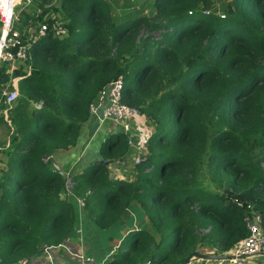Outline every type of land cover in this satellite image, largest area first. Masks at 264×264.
Masks as SVG:
<instances>
[{"label":"trees","instance_id":"obj_1","mask_svg":"<svg viewBox=\"0 0 264 264\" xmlns=\"http://www.w3.org/2000/svg\"><path fill=\"white\" fill-rule=\"evenodd\" d=\"M47 2L40 3L41 13L21 10L16 23L20 31L44 20L52 26L58 21L52 18L54 12L68 21V36L61 39L51 33L39 41L29 54L31 75L26 77L23 69L14 73V77H26L22 81L30 92L28 99H42L43 109L28 115L23 106L28 103L25 99L9 117L11 125L28 134L23 135L18 129L12 133L9 128V147L0 151L6 156L21 151L20 155L15 154L18 170H9L0 184V190L7 184L12 186L5 188L0 199L1 264H19L34 256L42 245L63 241L60 234L66 231V236L79 223L77 198L90 188L94 195L84 211L96 226H118L128 210L139 219L138 230L131 228L123 241L128 253L119 256L118 264L122 258L130 264L149 261V253L137 247L157 242L150 227L160 238L159 257L152 258L158 261L155 264H169V254L178 247L180 252L190 250L188 243L197 242L200 229L216 227L209 238L219 235L224 242L223 228L236 226L231 236L233 244L239 243L248 235L244 212L237 217L235 209L227 206L220 211L218 208L226 205L221 198L186 184L187 175L181 174L193 164L188 148L200 136H210L202 147L203 155L210 154V168L229 174L220 177L211 172L213 180L227 188L240 189L264 207V147L255 158L244 147L247 142L253 147L264 146V8L253 14L264 0L224 4L223 19L201 11V5L211 7L209 0H124L122 4L119 0H63L53 12L51 7H43ZM242 7L255 16L260 31L237 16L236 10ZM156 14L167 23L154 25L162 29L160 41L152 37L141 50L139 45L134 46L129 56L112 55L119 43L138 38L142 27L147 26L142 24ZM102 16L111 22V41L110 36L104 39L107 30L94 25ZM253 62L259 64L252 76L248 80L236 79L235 73ZM5 72L0 69V83L11 79ZM119 76L125 82L123 101L135 107L147 105V115L156 123V131L148 142L150 157L138 167L143 183L131 186L113 182L107 166L99 162L83 175L71 174L73 193L61 199L66 181L49 169L52 163L46 159L75 144L81 124L91 117L90 103L112 78ZM169 89L165 98L159 95ZM226 99L238 104L232 116ZM157 100L166 104L164 116H156L150 109ZM127 141L122 131L106 139L101 148L104 159H120L128 150ZM42 182L51 185L48 186L53 192L45 198L49 202L32 193ZM15 186L30 192L26 190L19 196L11 190ZM146 193L147 202L139 195ZM128 194L137 200L128 198ZM122 199L123 204L117 207ZM206 246L200 245L203 249Z\"/></svg>","mask_w":264,"mask_h":264},{"label":"rangeland","instance_id":"obj_2","mask_svg":"<svg viewBox=\"0 0 264 264\" xmlns=\"http://www.w3.org/2000/svg\"><path fill=\"white\" fill-rule=\"evenodd\" d=\"M102 1L109 2L111 0H102ZM119 1L122 4L124 0H119ZM209 1H211V3H212L211 7L206 8L204 5H201V7H199L201 9V11L202 12L204 11L205 14L208 11L209 14L210 13H211V15L215 14L220 19H223L225 16V13L223 10V5L224 4H231V3H233L234 0H209ZM62 2H63V0H48V2L43 7L44 8L51 7L52 12H53L55 8H58L61 6ZM40 3H42V0H34V3L32 4V6L24 7V9H27V10L30 9L28 11L32 12V13H33V11H35L37 13H41L43 11V9L41 8ZM22 7L23 6H21L17 9L18 15H19V12L21 10H23ZM263 8H264V3L256 6V8L253 11V14L255 15V14L260 13V10ZM236 12H237V16L240 19L244 20L250 27L257 28V31L261 30L259 25H257V22H256L257 20H256L255 16H253L250 11L245 9V7H242L241 9L236 10ZM52 15H53L52 18H56L58 21H62L61 19H63L65 21V23L68 22L67 20H65L63 18V15H61V14H56L53 12ZM58 17H60L61 19H59ZM161 17H163V16H161ZM94 25H97V27H100V28L107 30L106 36L104 37L105 40H107V36L111 37L112 29L109 30L111 28V26H110L111 22L108 19V17L102 16L101 20L95 21ZM142 25H147V26L142 27V29L140 30L139 37L138 38L135 37L133 40H130V41H128L129 40L128 39L126 41L119 43L116 46V48L115 47L113 48V50H115V52L112 55L115 56V54L119 53L120 57L129 56L130 52L133 51L134 46L139 45V50H141L143 48V45H145L147 43V41L149 39H151L152 37H153V39L160 41L162 38V35H163L162 29L155 28L154 25H167V23L163 20H160L156 14L154 16H150V19L147 20ZM137 42H139V43H137ZM99 44H101V42H98V45ZM205 44H207V41H205ZM151 45H152V43H151ZM258 64H259V62H253L252 66H248V65L242 66L241 69L235 73L236 79L248 80L252 76V74L254 73L256 66ZM25 73H27L26 77L30 76L31 75V69L26 70ZM1 76H5V74L1 75ZM112 80H114V78H112L111 81ZM6 82L7 81H3L2 83H0V91H2L5 87H11V83L17 82V86H18V89L20 92V97L17 100L15 106L13 107V110H12V112H13V111H15V109H17L18 107L21 106V103L23 100L25 101V99L30 98V96H29L30 92L27 93L29 90L25 89V86H23L24 81H22V80L14 81V79L11 77V79L7 83ZM169 91H170V89L168 91H166L165 93L160 92L159 95L162 96L163 98H165V96L167 95V93ZM34 100L35 99H33V100L28 99V103H24V105H23V106H26L25 110L28 112V115H30V116H33V114L36 111H40L43 109L42 99H40L38 101H34ZM226 103L230 107V110L228 113H230L232 116L233 112L237 108L238 104L235 101H232L229 99H226ZM165 105L166 104L164 102H162L160 104L157 100V101L153 102L152 106H150V109H151L152 113H155V114L157 113L156 116H160V115L164 116ZM137 107L140 109L142 114H144L148 117V120L151 122V124H153V125L156 124V123H154L153 118L149 117L147 115L148 112L150 113V110L148 109L147 105L137 106ZM161 107H163V109ZM11 113L9 114V117H10ZM0 115H4V114L1 113ZM21 120L24 121L25 117L22 116ZM207 123L212 124L210 119H207ZM12 126L14 127V132L15 131L17 132L19 130L20 133L23 135L28 134L27 130L21 129L20 127H17V129H18L17 130L15 128L16 126H14L13 123H12ZM19 137H20V135H19ZM208 138H210V136L202 135L199 137V139L195 140V142L192 144V146L190 148H188V151L190 152V155L192 156V163L193 164L188 171H185L183 174H181V175H185V174L187 175L185 183L192 185V186L195 185L196 187H198L204 191L211 192L214 194L215 198L216 197L221 198L222 201L226 203V205H224L223 207L220 206L218 208L220 211H222V209L227 206L231 209H235L237 217H240V215L243 212H244V215L246 214L248 206L251 205L252 207H254L255 210H257L256 208H258L259 210H257V211H259V212L261 211L262 213H264V207L259 202L251 199L250 195L244 194L240 189L227 188L224 185H222L221 183H219V180H217L216 182L213 180V178L211 177V172L216 173L220 177L227 176L229 174H220V172L216 169V167H213V168L209 167L210 154L203 155V151H202V147H204ZM148 142H146V143L148 144ZM208 145H210V143ZM124 146L125 145L123 143L120 144V148H123ZM244 147L251 154V156L253 158H255L257 155H260L264 146H262L261 144H256L253 147L251 142H247V144L244 145ZM15 154L20 155L21 151H17V153H15ZM15 154L11 155L10 157H4L3 155H0V175H1L2 169L8 168L10 171L18 170V155H15ZM12 160L14 161L13 164L11 163ZM115 166H121V165H115ZM261 166L264 167V164L262 163ZM49 168L51 169V166H49ZM125 168L128 171V173H127L128 177L127 178H121V179L120 178L115 179V180H113V182H124V183L131 185V186L137 185L138 183H141V185H142V183H143L141 181L142 179L139 178V168L136 167V168L132 169L130 166H127V165ZM4 178H6L5 175H4ZM3 179L1 178L0 183L1 182L4 183ZM9 187H12V186H9L8 184L4 186V188H9ZM92 189L93 188H90L87 191H83V193L85 195L81 196L80 198L84 197L83 200H85V202H87L90 198H92L91 196L94 195L92 192L93 191ZM11 190H13V192H17L19 196L22 195L26 190H28V192H30L29 189L20 188V186H19V188L17 186H15ZM51 191L48 190L45 192V194H47L45 196V198L50 196L48 193L53 192V191L52 192ZM89 192H90V194H89ZM1 193H2V191H0V195H1ZM72 193H73V190L71 188V190L66 191L64 197H67L66 195H71ZM128 195H129L128 198H133V199L137 200L133 196V194H128ZM139 195H143L140 197L144 198L145 202L148 201V198H146L147 193L146 194H139ZM64 197H60V198L64 199ZM55 199L57 200L56 197H55ZM124 200L125 199L119 200V202L117 203V207H120L123 204ZM84 208H82V209H84ZM193 209H194V206L191 205L190 210L192 211ZM133 219L135 220V218H133ZM84 221H85V224H84V226H85V229H84L85 238L87 241L95 242L94 246L92 247L93 249L94 248L98 249V247L100 249H103L108 244L110 245V243L108 242V238L105 234H103V233L95 234V230H100V231L106 232L109 229H105V228H101L99 226H96L92 222L91 219L87 218V216L84 217ZM146 223H149L147 218H146ZM129 226L131 228H133V223L130 222ZM215 226H217V224H215ZM197 227H198L197 225L194 226V229H196ZM235 227L236 226L230 227L228 225V226H225L223 228V230L225 231V235L223 236L224 242L223 241L221 242L222 238L219 235H216L212 238H209V236L212 235L213 232L215 231L216 227H212V229H211V227L209 229H200L197 233V236L199 237L197 242L196 243H192V242L188 243L190 246V250L187 249L183 252H180L181 250L178 247L176 249V251L169 254V256L171 258H169L168 263L169 264H176V262L178 260H181L184 257H186V258L189 257L190 256L189 251L192 252L193 249L196 247H197L196 248L197 250L194 252H201V253L210 254V255H224L226 253H229V251L232 250L234 248V246L237 244V243L233 244L234 237L231 236V233ZM149 231L153 236H155L156 239H158L157 242H154V241L147 242L142 247L138 246L137 249H139V248H140V250L145 249L147 251V253H149V260H151L150 263L152 262L155 264L158 261H153L152 258L155 255L159 257V254L161 251V249H159L160 247L158 246L159 242H160V238L157 235V233L154 231L153 228L150 227ZM56 232L60 233L61 231L58 230ZM116 239L120 240L121 236L117 237ZM124 239L122 240V242L124 241ZM51 243H54V242H51ZM182 243H185V238H184ZM200 245H207V246L203 249V247L201 248ZM228 247L230 248V250L226 252L225 249ZM186 255H188V256H186ZM261 260H262L261 263H264V256L261 258Z\"/></svg>","mask_w":264,"mask_h":264},{"label":"built area","instance_id":"obj_3","mask_svg":"<svg viewBox=\"0 0 264 264\" xmlns=\"http://www.w3.org/2000/svg\"><path fill=\"white\" fill-rule=\"evenodd\" d=\"M33 3L34 0H0V69H5V73L12 78L16 70L23 69L25 72L31 69L28 66V59L35 44L47 38L51 33L61 39L68 36L66 23L61 21H56L54 25L50 26L44 20L36 27H26L22 31L17 29V9L21 6H23L22 9L30 7ZM206 14L208 15L209 12L207 11ZM21 78H25V76ZM124 87L125 82L122 76L114 79L90 103L89 113L92 117H97L101 124L112 123L121 128L128 138L130 151L128 150L126 156L130 161L129 166L133 169L148 161L150 150L146 142H142L133 136L135 121L142 113L138 107L131 106L123 101ZM1 92L0 114L4 113L8 119L13 106L20 97V92L18 86L14 83L11 84V87H5ZM72 186L73 183L70 181L69 190L71 188L73 190ZM77 200L81 209L86 206L85 200ZM263 224V214L249 205L244 217V225L248 235L237 243L229 253L225 254L231 256L230 259L207 261V264H253L256 259H261L264 256ZM77 232L82 234V228H79ZM81 258L83 261L93 262L91 259ZM257 264L264 263L259 262Z\"/></svg>","mask_w":264,"mask_h":264},{"label":"crops","instance_id":"obj_4","mask_svg":"<svg viewBox=\"0 0 264 264\" xmlns=\"http://www.w3.org/2000/svg\"><path fill=\"white\" fill-rule=\"evenodd\" d=\"M111 41V37H109ZM14 81H20L24 78L21 77H13ZM13 84V83H11ZM14 85H17V82H14ZM15 106V105H14ZM13 106V107H14ZM4 109V107H2ZM13 110V109H12ZM12 112V111H11ZM4 114V113H3ZM0 151L9 147L10 141V130L12 133L14 132V127L11 125V122L6 118L5 115H0ZM10 128V130H9ZM121 128L112 124V123H104L101 124L97 117H89L87 122L81 124L80 132L77 136L76 142L73 146H69L67 150H62L53 154V156L46 159V161H50L52 163L51 170L53 172H58L62 177H64L66 181V189L65 192L60 193V197H64L67 190H69L68 186L70 181L73 183L72 178L69 176L72 174L73 177L83 175L85 172L89 170V167L93 164L103 162L104 159L101 148L103 142L110 138L115 133H119ZM156 131L155 125L151 124L148 120V117L144 114L139 116L134 124L133 136L135 138L140 139L142 142H148L153 134ZM128 146V142H127ZM128 150L130 151V147L128 146ZM128 150L126 154H128ZM123 155L120 159L116 160H108L109 165L107 166L108 176L111 181L115 179L127 178L128 171L126 170V165L129 166L130 161L127 159V156ZM4 157H10L4 155V153H0ZM116 163V164H115ZM121 165V166H115ZM125 166V167H124ZM50 169V168H49ZM9 173V169H2L1 178H4V175ZM114 176V177H113ZM2 183V182H1ZM0 183V184H1ZM44 182L39 184L38 188H34L32 193L37 196H43V201H48L45 199L46 191H51L50 188ZM74 185V183H73ZM51 186V185H50ZM57 186V185H56ZM71 190V189H70ZM1 195L5 192V188H2ZM52 192V191H51ZM49 194V193H48ZM77 198V199H83ZM78 202V200H77ZM79 207V205H78ZM86 212L84 209L79 207V223H77L74 228L66 234V231L60 234L59 237L62 236L63 241L58 242L57 244L52 245H42L39 248V251L31 256L27 264H118L119 256L128 253V248H123L122 240L128 236L131 231V227L129 223H133V228H137L138 230V222L139 219L134 215V213L128 210L126 213L124 220L118 226H113L106 232L95 230V234L103 233L107 236L108 244L103 249L92 248L95 242L87 241L84 234L85 229V221L84 217L86 216ZM135 218V220L133 219ZM82 228V234H79L77 230ZM132 228V229H133ZM64 234V235H63ZM121 239H116L120 237ZM122 243V244H121ZM231 251V250H230ZM225 255V254H224ZM81 257L84 259H91L93 262L89 263L86 260L83 261ZM116 260V261H115ZM118 260V261H117ZM258 260V261H257ZM23 261V260H22ZM21 261V262H22ZM21 262L19 264H21ZM261 263V259H256L253 264ZM132 263V262H131ZM120 264H130V262L126 261L123 258L120 260ZM134 264H151L149 261L137 262ZM190 264H207L206 260H193Z\"/></svg>","mask_w":264,"mask_h":264},{"label":"water","instance_id":"obj_5","mask_svg":"<svg viewBox=\"0 0 264 264\" xmlns=\"http://www.w3.org/2000/svg\"><path fill=\"white\" fill-rule=\"evenodd\" d=\"M108 160H104L103 164L104 165H109ZM264 255V254H263ZM231 256L229 255H210V254H205L201 252H194L192 255L187 257L182 264H190L193 260H206V261H216V260H228L230 259ZM29 259H25L21 262V264H27Z\"/></svg>","mask_w":264,"mask_h":264}]
</instances>
